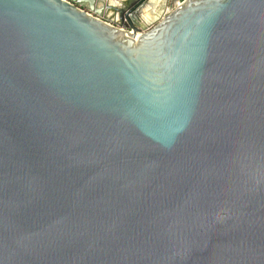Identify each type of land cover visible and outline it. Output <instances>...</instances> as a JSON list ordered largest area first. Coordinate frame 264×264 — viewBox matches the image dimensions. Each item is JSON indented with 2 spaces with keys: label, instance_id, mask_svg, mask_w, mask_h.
<instances>
[{
  "label": "water",
  "instance_id": "obj_1",
  "mask_svg": "<svg viewBox=\"0 0 264 264\" xmlns=\"http://www.w3.org/2000/svg\"><path fill=\"white\" fill-rule=\"evenodd\" d=\"M109 2L0 0V264H264V0Z\"/></svg>",
  "mask_w": 264,
  "mask_h": 264
},
{
  "label": "crops",
  "instance_id": "obj_2",
  "mask_svg": "<svg viewBox=\"0 0 264 264\" xmlns=\"http://www.w3.org/2000/svg\"><path fill=\"white\" fill-rule=\"evenodd\" d=\"M110 2L109 3H116L114 0H109ZM163 0H158V4L157 5H155V8H154V10H156L159 6L158 5H160V3L162 2Z\"/></svg>",
  "mask_w": 264,
  "mask_h": 264
},
{
  "label": "built area",
  "instance_id": "obj_3",
  "mask_svg": "<svg viewBox=\"0 0 264 264\" xmlns=\"http://www.w3.org/2000/svg\"><path fill=\"white\" fill-rule=\"evenodd\" d=\"M176 5H178V4H176Z\"/></svg>",
  "mask_w": 264,
  "mask_h": 264
},
{
  "label": "bare ground",
  "instance_id": "obj_4",
  "mask_svg": "<svg viewBox=\"0 0 264 264\" xmlns=\"http://www.w3.org/2000/svg\"><path fill=\"white\" fill-rule=\"evenodd\" d=\"M115 1V0H114Z\"/></svg>",
  "mask_w": 264,
  "mask_h": 264
}]
</instances>
